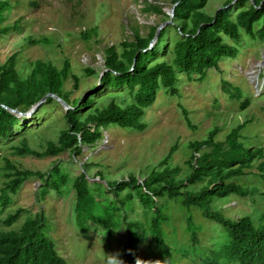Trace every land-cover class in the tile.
<instances>
[{
    "label": "trees",
    "instance_id": "trees-1",
    "mask_svg": "<svg viewBox=\"0 0 264 264\" xmlns=\"http://www.w3.org/2000/svg\"><path fill=\"white\" fill-rule=\"evenodd\" d=\"M206 2L207 0H171V24L159 29L151 46L149 42L153 39L157 26L149 27L146 35H139L134 29L131 41L121 43L122 50L118 55L114 47H107L103 54L100 76L89 68L84 69L85 73L97 76L99 89L95 91L92 87L90 94L80 98L69 100V92L62 89L68 78L72 81L73 90L78 82L74 75L69 74L66 60L60 69L48 62L35 61L28 74L20 78L15 69V54L8 56L0 64V140H7L14 135L20 122L25 120L7 109L25 113L45 94L51 96H46L28 119L34 118L44 105L63 104L62 119L65 128L60 130L55 142H46L45 149L41 152L29 149L21 139V143L13 147L14 154L18 156L41 159L54 157L62 152L79 155L83 146H95L96 141L101 139V132L108 126L142 131L145 128L142 122L144 109L153 102L159 88H163L169 95L175 94L177 77L182 73L187 80L194 75L195 81H202L207 70H218L219 60L236 56L235 46L240 41L241 33L254 41H264V0H235L232 5L231 0H225L212 15L204 11ZM4 5L6 3L0 1V9ZM144 11L160 13L154 5H147ZM169 26H174L175 36L170 49L167 48L169 44L162 45ZM14 28L16 24L12 27ZM89 32L95 33L96 30H84L81 36L87 39ZM163 49L168 56L161 55L158 58L157 53ZM220 88L227 100L238 101L239 111L245 110L250 104V100L246 98L241 100L238 88L226 81L222 80ZM105 89L115 92L99 96ZM94 97L98 100L104 97L105 100L91 108ZM262 108L264 111V105ZM249 121L245 120L231 128L222 141L214 138L216 128L210 130L204 139L187 143L189 153L184 162L187 171L183 178H177L179 167H169L166 164L175 145L169 148L158 166L150 168L140 182L133 175H128L123 180L106 181L101 186L95 181L89 184L85 175L79 174L71 184L76 223L81 227L86 223L93 224L94 229L102 228L105 233L118 232L124 228L128 242L120 257L122 264H136L132 244L139 241L140 236L133 235L138 230L149 233L150 242L160 252L165 264H178L176 259L179 258L172 259L173 252L181 258L190 256L192 264H264V212L259 213L255 220L250 216L230 219L214 207L230 196H258L255 185H241L233 181L243 177L246 174L244 170L251 168L254 162H257L254 168L258 177L264 182V150L260 146H254L253 142L240 134ZM4 162L5 168L12 173L4 174L8 180L0 188V212L10 202V195L15 194L27 178L42 177L39 172L17 170L8 161ZM63 171L65 172L54 165L47 174L46 179L50 180L46 187L59 193V187L67 174ZM95 176L99 181L102 179L99 171ZM93 184L100 186L104 194L112 193L113 199H110L108 206H101L97 202V189L90 188ZM46 187L39 188L38 196L43 197L48 192ZM133 199L150 214L145 229L139 221L126 215L132 209ZM169 204L185 212L198 211L202 219L221 227L224 239L211 243L207 253L198 258L203 247L197 246L196 234L203 230L187 215L183 221L189 248L174 246L175 251L171 252L166 243L167 232L164 230L170 221ZM22 213L23 209L20 208L6 213L0 220L1 226H12ZM44 224V216L38 212L32 218L27 216L15 230L0 229V264H67L57 255L54 244L44 234ZM194 257L197 258V263L193 261Z\"/></svg>",
    "mask_w": 264,
    "mask_h": 264
},
{
    "label": "rangeland",
    "instance_id": "rangeland-1",
    "mask_svg": "<svg viewBox=\"0 0 264 264\" xmlns=\"http://www.w3.org/2000/svg\"><path fill=\"white\" fill-rule=\"evenodd\" d=\"M0 1L6 3L0 9V31L7 29L0 33V64L8 56L15 54V69L19 77L24 78L35 61L48 62L60 69L66 60L69 64V74L78 80L75 90L72 89L70 78L62 85L63 91L69 92V100L90 94L92 87L95 91L99 89L97 76H100L103 69V54L107 47H114L118 55L122 50L121 43L131 41L134 29L139 35H146L149 27L157 26L161 29L171 24V0ZM234 1L231 0L230 4ZM224 2L225 0H207L204 11L212 15ZM147 5L156 6L160 13L144 11ZM15 24L16 28L12 29ZM169 27L162 43L169 44L168 49L175 39L172 28L174 26ZM92 28H95L96 32H89L88 38L84 39L81 32ZM239 40L235 46L236 56L219 60L218 70H207L202 81H195L194 75L187 80L182 73L177 77L175 94L169 95L163 88H159L153 102L144 109L142 122L145 128L142 131L108 126L101 132V139L96 141L95 146H83L79 155L62 152L54 157L37 159L14 154L13 147L18 146L21 139L29 149L43 151L46 142H55L60 130L65 128L62 119L64 108L61 105H44L34 118L29 120L39 105L30 115L24 116L25 120L20 122L14 135L7 140H0V188L8 180L4 174L12 173L5 168V160L17 170L39 172L42 177L27 178L16 193L10 195V202L0 212V220L6 213L17 208L23 209V213L12 226L4 228L0 224V229L15 230L27 216L32 218L41 212L45 219L44 234L54 244L57 255L67 264H106L108 254L119 253L120 259L125 251L128 235L124 228L118 232L105 233L102 228L94 229L93 224L86 223L81 227L76 223V213L73 210L74 191L71 184L79 174L83 173L89 184L95 181L101 186H104L106 181H120L128 175H133L140 182L150 168L158 166L169 148L175 145L166 164L169 167H179L177 178H183L187 171L184 164L189 153L187 143L204 139L210 130L216 128L217 134L214 138L216 141H222L231 128L245 120L250 121L240 134L253 142L254 146H260L264 150V41H254L243 33ZM153 42L150 41L149 46ZM165 53L164 49L160 50L157 57L168 56ZM86 68L93 70L97 76L85 73ZM222 80L238 88L241 100H250L245 110L237 109L238 101L226 99V95L220 90ZM108 92L115 91L105 89L98 95L105 96ZM94 99L91 108L105 100L104 97L101 100L96 97ZM256 164L257 162H254L251 168L244 170L246 174L243 177L233 181L241 185H255L258 196H230L227 200L216 203L214 207L220 209L223 216L230 219L250 216L255 220L259 213L264 212V182L258 177L254 168ZM54 165L67 173L64 183L59 187V193L46 187L50 180L46 179L47 174ZM85 165L87 167L84 168ZM98 171L102 177L100 181L95 176ZM42 186H45L48 192L40 197L38 190ZM90 188L97 189L96 200L101 206H108L113 199L112 193L104 194L98 185L93 184ZM132 202V209L126 215L139 221L145 229L150 214L144 211L136 200L133 199ZM169 206L170 221L164 230L167 232L166 243L171 252L175 251L174 246L189 248L183 221L187 215L203 230L196 234L197 246L203 247L198 258L207 253L211 243L224 239L221 227L202 219L198 211L185 212L172 204ZM133 235L140 236L139 241L132 244L136 259L147 264H155L161 260L163 263L160 264H165L160 252L150 242L147 231L143 233L138 230ZM171 256L172 259L179 258L176 259L178 264H192L189 261L190 256L181 258L174 252ZM193 261L198 262L196 257Z\"/></svg>",
    "mask_w": 264,
    "mask_h": 264
},
{
    "label": "water",
    "instance_id": "water-1",
    "mask_svg": "<svg viewBox=\"0 0 264 264\" xmlns=\"http://www.w3.org/2000/svg\"><path fill=\"white\" fill-rule=\"evenodd\" d=\"M172 13V7L170 8V10H169V16L171 17V14ZM159 27H157L156 28V30H155V34H154V37H153V39L151 40V41H155V39H156V37H157V34H158V31H159ZM46 96H51L50 94H45L37 103H35L27 112H25V113H19V112H16V111H14V110H11V109H7L9 112H11V113H14V114H16V116H18V117H24V116H27V115H30L33 111H34V109H36L39 105H41V103L44 101V99H45V97ZM60 104H61V102H60ZM62 106H63V104H61ZM5 108V107H4Z\"/></svg>",
    "mask_w": 264,
    "mask_h": 264
},
{
    "label": "clouds",
    "instance_id": "clouds-1",
    "mask_svg": "<svg viewBox=\"0 0 264 264\" xmlns=\"http://www.w3.org/2000/svg\"><path fill=\"white\" fill-rule=\"evenodd\" d=\"M119 253H113L106 255V264H122V261L118 258ZM136 264H147V262L136 260ZM155 264H160V261H156Z\"/></svg>",
    "mask_w": 264,
    "mask_h": 264
}]
</instances>
